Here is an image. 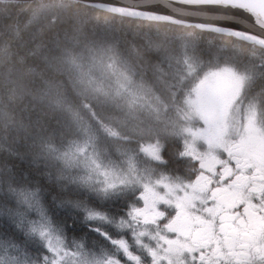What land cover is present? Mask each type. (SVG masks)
I'll return each mask as SVG.
<instances>
[{"label":"snow or ice","instance_id":"6c2138e0","mask_svg":"<svg viewBox=\"0 0 264 264\" xmlns=\"http://www.w3.org/2000/svg\"><path fill=\"white\" fill-rule=\"evenodd\" d=\"M0 264H264V0H0Z\"/></svg>","mask_w":264,"mask_h":264}]
</instances>
